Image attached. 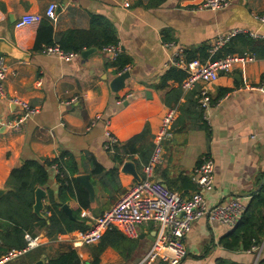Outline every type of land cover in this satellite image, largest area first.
I'll list each match as a JSON object with an SVG mask.
<instances>
[{
    "label": "crops",
    "instance_id": "crops-1",
    "mask_svg": "<svg viewBox=\"0 0 264 264\" xmlns=\"http://www.w3.org/2000/svg\"><path fill=\"white\" fill-rule=\"evenodd\" d=\"M201 1L0 0V37L16 47L14 54L2 56L9 68L5 81L7 96L19 97L37 110L26 115L22 106L10 103L7 98L0 99L3 195L10 189L7 181L15 168L30 160L59 159L49 167L48 185L43 187L45 217L46 205L50 203L49 189L56 194L58 177L69 174L70 163L66 161L74 160L78 168L70 177L91 174L95 163L105 171L118 168L119 184L109 183L107 188L100 184L99 175L91 174L100 194L92 208L82 213L86 211L88 216L84 217L93 224L96 217L137 182L132 174L121 171L123 162L119 163L114 154L104 149L105 121H111L122 144L147 128L145 137L137 143L139 147L152 144L169 108H176L177 116L164 142L162 162L155 170L157 179L181 196L189 197L198 190L190 174L202 156L209 154L215 167L214 190L206 195L210 205L233 197L248 205L264 193V91L255 87L264 74V57L235 66L208 84L214 103L205 115L197 105L202 84L184 90L178 73L184 70L170 63L176 49L163 45L174 41L187 60H203L205 55L210 56L211 43L233 29L264 35V24L256 18L264 14V0H230L228 6L217 10L198 9ZM51 3L58 4L54 40L72 29H90L92 15H101L114 26L122 46L121 57L131 61L130 77L123 88L116 92L111 89L110 82L118 70L109 63L111 60L103 49L97 48L86 57L80 54L71 61L46 54L43 49H33L37 30L41 21L48 19L45 14ZM26 13L42 15V19L16 27L17 19ZM246 35L253 38L248 32H241L216 55L227 51L252 54L250 46L241 40ZM263 53L259 51V55ZM22 117L20 128H13L12 124ZM64 153L67 155L62 159ZM134 158L139 159V163L133 160L142 175L145 160L138 153ZM66 203L72 209L78 205L71 195ZM229 231L227 226L207 217L193 222L185 238L187 254L179 264H218L220 259L256 264L264 258V249L260 254L257 249H227L222 239ZM76 232L49 235L37 225L24 238L27 240V234L39 235L40 244L8 264H36L41 257L48 261L72 249L80 257L79 264H92L100 242L75 247L71 239ZM138 232L137 238L111 236V242L98 253V264H136L143 259L153 243L155 229L138 225ZM2 233L1 229L0 236ZM5 249L0 240V253Z\"/></svg>",
    "mask_w": 264,
    "mask_h": 264
},
{
    "label": "built area",
    "instance_id": "built-area-1",
    "mask_svg": "<svg viewBox=\"0 0 264 264\" xmlns=\"http://www.w3.org/2000/svg\"><path fill=\"white\" fill-rule=\"evenodd\" d=\"M230 4V0H202L198 9L217 10ZM126 5L129 3L126 2ZM58 4L51 3L46 11V17L53 23L58 19ZM256 18L264 24V14ZM42 15L26 13L17 19L15 26L20 28L41 21ZM248 32L253 38H264L257 32H249L244 29H233L219 35L210 45V56L206 60L193 58L187 60L174 41L164 42L166 48H174V56L170 63L183 69L186 73L182 81L184 90L193 89L197 84H202L198 94V103L205 115L213 105V98L207 85L218 80L223 73L231 72L235 66L255 61L257 58L252 54H228L216 58L218 51L227 45L236 35ZM104 53L111 61L117 60L122 54L120 41L103 47ZM43 52L54 55L64 61H71L78 57L80 52L65 51L59 44L48 45ZM131 65H126L118 74L129 71ZM9 73L3 57L0 58V99L7 98L10 103L22 106L26 115L34 114L36 109L29 103L16 96H7L5 81ZM264 91V74L260 83L255 86ZM177 116L176 108H169L164 114L161 124L153 137V152L143 166L142 181L135 182L127 191L100 216L96 217L90 228L86 231H77L72 237L75 247L90 245L101 240L106 231L116 228L129 238L139 236L138 225L153 227L155 240L146 256L136 264H179L187 254L185 238L192 228V223L207 217L211 221H218L233 229L239 222L247 205L239 197H233L227 202H219L213 205L208 203L207 193L214 190V160L211 155L202 156L201 162L196 165L191 174V180L197 185L198 190L189 197H183L171 189L165 182L155 177V170L162 162L164 142L170 136L173 123ZM24 117L16 120L12 127L19 129ZM121 141L113 131L111 121L106 120L104 126V149L111 154H120L118 148ZM124 155V154H121ZM82 216H88L84 211ZM40 244V236L27 234V245L20 249H11L0 256V264H8ZM264 249V240L259 247L253 250Z\"/></svg>",
    "mask_w": 264,
    "mask_h": 264
},
{
    "label": "trees",
    "instance_id": "trees-1",
    "mask_svg": "<svg viewBox=\"0 0 264 264\" xmlns=\"http://www.w3.org/2000/svg\"><path fill=\"white\" fill-rule=\"evenodd\" d=\"M53 32V22L49 19H43L37 30L33 49H44L48 45L59 44L65 51L81 53L84 49L92 47L103 49L106 45L116 44L120 41L114 26L101 15H92L91 27L88 30L72 29L62 34L56 40L53 39ZM241 40L245 45L250 46V49L253 51L252 55H255L256 58L258 56L264 57V53L259 55V51L264 52V40L254 39L248 35L242 37ZM228 45L229 43L221 49ZM228 49H233V47ZM236 49L238 48L236 47ZM234 53L236 52L227 51L224 54L219 53L215 56L217 58ZM206 58L207 55L203 57V60H206ZM130 62V59L125 56H120L115 61H109L111 65L117 67L118 72L126 65L130 64ZM178 73L179 79L183 81L186 73L182 70L178 71ZM197 105L200 108L198 94ZM147 130V128L144 129L142 133L133 136L126 143L121 144L118 148L120 154H115V158L119 163L127 159H134L139 163V159L134 158L136 153L145 160V164L148 163L154 148L153 142L152 144H144L137 147V143L145 137ZM66 155L67 153L62 154L61 158L63 159ZM56 162H59V159H48L45 162L30 160L12 171L7 181V186L10 189L0 198V230L2 229L4 232L2 236H0V240L4 242L7 247V249L0 253V256L6 254L11 249L24 248L27 245L24 234L26 232H31L37 225L44 227L49 235L72 231H86L90 228V219L82 216L81 213L84 209L88 210L92 208L93 202L90 200L87 190L80 185L76 177L69 176L78 172L74 160L71 161V159L66 161L68 164L70 163L69 174L66 173L64 178L58 177L60 185L58 186L57 193L54 194V191L51 189L48 191L50 203L46 205L45 209L47 212L45 213V217H40L34 212L35 190L37 187H47L49 181V167ZM91 174L93 176H100V184L104 188H107L109 183L117 185L120 182L118 168L105 171L102 165L95 163L94 167L91 169ZM69 195L75 197L78 202V205L73 207V217L67 215L62 209V205L67 202ZM111 236L114 238L116 236L122 239L126 238L116 228L106 231L96 248V255L92 264H98V253L111 242ZM263 240L264 193L256 196L255 200L247 205L238 224L224 236L222 241L224 246L231 251H252L253 248L259 247ZM79 263L80 257L77 251L72 249L62 253L55 259L48 260L46 264ZM218 264L243 263L220 259ZM258 264H264V258H261Z\"/></svg>",
    "mask_w": 264,
    "mask_h": 264
},
{
    "label": "water",
    "instance_id": "water-1",
    "mask_svg": "<svg viewBox=\"0 0 264 264\" xmlns=\"http://www.w3.org/2000/svg\"><path fill=\"white\" fill-rule=\"evenodd\" d=\"M16 47L12 45L7 39L0 37V58L4 54H14ZM97 51L96 47H92L89 49H85L82 51V56L86 57L91 53ZM130 77V72L126 71L121 74H118L115 78H113L110 82L111 89L116 92L124 87L126 80ZM121 171L127 174H132L134 178L140 182L142 181V175L138 171L136 163L132 159H127L123 162L121 166ZM77 181L80 185L87 190L90 196V200L93 202L95 198L100 194V188L98 185L94 184L91 179L90 173H80L76 175ZM5 193V190L0 189V197ZM46 196V190L43 187H37L35 190V203H34V212L43 217V210H44V202L43 199ZM62 209L66 212L67 215L73 217V209L70 207L69 204L65 203L62 205ZM155 233L152 234V240H155ZM260 254V252H259ZM47 260L44 257H41L36 264H46ZM258 264V261H256Z\"/></svg>",
    "mask_w": 264,
    "mask_h": 264
}]
</instances>
